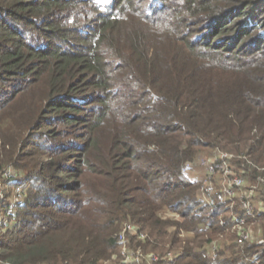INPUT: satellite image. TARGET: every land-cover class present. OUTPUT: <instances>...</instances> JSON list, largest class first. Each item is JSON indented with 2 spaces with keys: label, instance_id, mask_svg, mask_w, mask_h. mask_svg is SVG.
Instances as JSON below:
<instances>
[{
  "label": "trees",
  "instance_id": "trees-1",
  "mask_svg": "<svg viewBox=\"0 0 264 264\" xmlns=\"http://www.w3.org/2000/svg\"><path fill=\"white\" fill-rule=\"evenodd\" d=\"M215 149L264 167V0H0V179L18 195L0 197V264L116 263L125 222L174 264H210L215 239L212 264H264L180 173Z\"/></svg>",
  "mask_w": 264,
  "mask_h": 264
},
{
  "label": "built area",
  "instance_id": "built-area-1",
  "mask_svg": "<svg viewBox=\"0 0 264 264\" xmlns=\"http://www.w3.org/2000/svg\"><path fill=\"white\" fill-rule=\"evenodd\" d=\"M180 173L191 176L198 198L205 205L220 207L228 214L230 224L226 232L232 236L230 243L239 247L246 244L264 246L263 166L252 161L243 152L215 149L184 161L180 166ZM171 218L183 221L179 214H171ZM220 224L224 225L225 220L220 219ZM184 233L182 231L181 235ZM147 239V233L137 225L125 222L117 234L120 247L117 262L113 264H156L159 261L174 264L175 256L170 251L164 254L147 252L141 246L132 244L133 240L144 244ZM220 248L219 239L205 243L200 249L201 257L212 264ZM257 257L258 254H254L253 258Z\"/></svg>",
  "mask_w": 264,
  "mask_h": 264
},
{
  "label": "rangeland",
  "instance_id": "rangeland-1",
  "mask_svg": "<svg viewBox=\"0 0 264 264\" xmlns=\"http://www.w3.org/2000/svg\"><path fill=\"white\" fill-rule=\"evenodd\" d=\"M207 154V153H205ZM200 155V154H199ZM198 156V155H197ZM9 171L5 170L4 172V175L6 176V179H7V182L8 185H6L4 182L1 181L0 179V197H2L3 199H6V201H14V199H18V195L15 194L13 195V192H11L12 190V186L9 185L11 182L13 183L14 181V178H11V176H13V174H15L14 171H12V169L10 170L9 174H8ZM16 199V200H17ZM11 207V206H10Z\"/></svg>",
  "mask_w": 264,
  "mask_h": 264
}]
</instances>
